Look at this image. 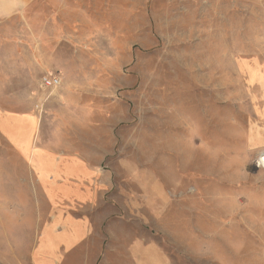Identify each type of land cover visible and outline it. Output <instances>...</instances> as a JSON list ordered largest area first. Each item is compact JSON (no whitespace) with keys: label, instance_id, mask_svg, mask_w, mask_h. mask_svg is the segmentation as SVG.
Listing matches in <instances>:
<instances>
[{"label":"rangeland","instance_id":"rangeland-1","mask_svg":"<svg viewBox=\"0 0 264 264\" xmlns=\"http://www.w3.org/2000/svg\"><path fill=\"white\" fill-rule=\"evenodd\" d=\"M61 1L37 0L39 18L0 25L10 39L0 43V109L34 115L39 146L105 150L121 187L132 188L129 168L160 179L168 202L153 234L170 264H264V169L254 162L264 137L246 133L263 96L264 0H116L115 24L94 6L84 27L74 9L67 27H44L61 20ZM39 37L67 40L72 59L33 60ZM44 76L60 83L44 87ZM31 168L0 136L3 264H29L47 209Z\"/></svg>","mask_w":264,"mask_h":264},{"label":"crops","instance_id":"crops-1","mask_svg":"<svg viewBox=\"0 0 264 264\" xmlns=\"http://www.w3.org/2000/svg\"><path fill=\"white\" fill-rule=\"evenodd\" d=\"M68 1H71L70 6ZM61 2L58 9L61 20L45 21L44 27L53 30L67 27L63 18L71 9L84 27L92 22L89 13L94 6H97L98 19L116 23V0ZM128 2L136 8L135 0ZM26 12H31L34 19L39 18L41 7L37 0H0V25L10 16L24 20ZM34 35L32 33V37ZM16 41L18 45L24 44L21 39ZM9 42L7 37L0 38L1 44ZM72 55V45L67 40H49L48 45L43 46L39 37L38 44L33 43L35 61L71 60ZM22 60L27 59L22 57ZM263 77L256 75L258 79ZM260 89L263 96L258 97L257 104L252 103L246 131L247 136L256 140L259 138L256 136L264 137V87ZM37 124L30 113L0 109V136L30 163L41 190V198H37L36 203L47 208L39 215L40 225L33 235L29 264H170L167 253L153 234L155 226L161 228L155 214L168 202L160 179L148 174L147 169L136 172L129 168L132 188L121 187L116 183V165L105 161L109 158L105 150L39 146ZM97 139H101L100 136ZM113 139L116 141L115 136ZM263 147L264 139L254 152ZM112 153L115 155L114 151ZM9 233L19 248L22 230L12 227Z\"/></svg>","mask_w":264,"mask_h":264},{"label":"built area","instance_id":"built-area-1","mask_svg":"<svg viewBox=\"0 0 264 264\" xmlns=\"http://www.w3.org/2000/svg\"><path fill=\"white\" fill-rule=\"evenodd\" d=\"M60 83L57 76H44L42 78V85L44 87H54ZM255 165L264 169V151L259 152L255 158Z\"/></svg>","mask_w":264,"mask_h":264}]
</instances>
